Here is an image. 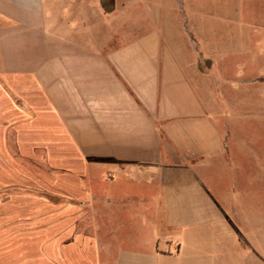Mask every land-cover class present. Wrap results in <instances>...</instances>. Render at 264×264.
<instances>
[{
	"label": "crops",
	"instance_id": "1",
	"mask_svg": "<svg viewBox=\"0 0 264 264\" xmlns=\"http://www.w3.org/2000/svg\"><path fill=\"white\" fill-rule=\"evenodd\" d=\"M142 3L0 0V264H240L255 249L209 84L226 55H257L264 0H172L169 19L158 3L129 28Z\"/></svg>",
	"mask_w": 264,
	"mask_h": 264
},
{
	"label": "rangeland",
	"instance_id": "2",
	"mask_svg": "<svg viewBox=\"0 0 264 264\" xmlns=\"http://www.w3.org/2000/svg\"><path fill=\"white\" fill-rule=\"evenodd\" d=\"M171 1L141 0L142 7H138L136 11L132 8L130 11L129 28L133 21L141 17L140 15L143 17V14L157 12L156 7L159 4L166 18L169 19ZM206 1L211 6L218 0ZM253 50L257 55L251 56L252 58L244 55L237 58L232 57V54L226 55L224 60L228 64L227 71L221 74L216 84L212 82L209 84L222 102L221 108L225 114L224 128L232 132L228 140L230 145L234 146L230 178L235 179L238 184L235 196L240 199L238 202L241 205L249 200L253 212L250 217H242V220L251 223L250 229L255 249L242 250L241 260H243L240 264H264V41L259 40ZM234 63L239 64V67L234 66ZM190 75L194 82L200 84L201 79L196 74ZM213 76L216 77V74ZM122 250L121 248L111 249L110 261L116 260ZM134 251L148 250L139 248ZM254 251L257 252V263L251 260L252 256H256ZM213 253H217V250H213ZM157 264L188 263L185 258L161 257Z\"/></svg>",
	"mask_w": 264,
	"mask_h": 264
}]
</instances>
